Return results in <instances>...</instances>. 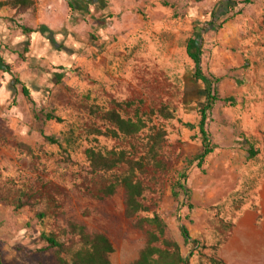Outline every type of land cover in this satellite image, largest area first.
Returning a JSON list of instances; mask_svg holds the SVG:
<instances>
[{
  "label": "rangeland",
  "instance_id": "374dc122",
  "mask_svg": "<svg viewBox=\"0 0 264 264\" xmlns=\"http://www.w3.org/2000/svg\"><path fill=\"white\" fill-rule=\"evenodd\" d=\"M34 3L25 12L0 8V52L30 90L27 97L13 88V76L0 70V264H57L43 235L64 240L71 221L109 236L113 264L138 258L147 228L127 216L122 188L103 193L124 166L92 175L85 153L143 154L147 129L134 137L92 133L106 130L101 111L114 101L176 110L173 119L152 115L167 132L166 166L140 174L148 210L139 218L161 215L190 264H264V0ZM199 70L221 77L219 95L236 101L214 106L208 129L218 147L201 167L199 127L187 126L198 124L207 98ZM135 109L122 114L134 118ZM183 172L189 193L176 198ZM182 224L198 242L185 241Z\"/></svg>",
  "mask_w": 264,
  "mask_h": 264
},
{
  "label": "trees",
  "instance_id": "16d2710c",
  "mask_svg": "<svg viewBox=\"0 0 264 264\" xmlns=\"http://www.w3.org/2000/svg\"><path fill=\"white\" fill-rule=\"evenodd\" d=\"M248 2L250 0H247ZM34 0H6L0 2V8L5 5H12L19 12H25L34 6ZM72 10H75L73 2H69ZM26 34L31 33L33 29L23 26ZM25 50H29L27 47ZM0 70L10 73L13 78V88L21 87L24 94L29 97L30 90L20 77L13 71L12 66L0 52ZM197 76L206 84L207 98L201 109L200 120L198 124L187 123V126L194 128L199 127L202 140V152L199 153L195 160H198V166L201 167L207 157L213 153L218 145L213 143L210 131L208 129L211 112L219 101L236 103L234 97H221L218 93L217 84L221 77L213 74L204 75L201 70ZM115 107L101 111L102 119L108 127L105 131L101 128H94L92 133L96 135H106L112 137H134L144 130H149L147 142L144 146V152L139 157L133 156L128 150H111L103 151L96 147H89L85 153L89 160L88 171L92 175L113 171L120 166H124L122 174L113 182L108 184L104 189V195H114L122 188L125 192V212L131 218H138L137 226L147 228V242L141 250L138 258L133 264H190L188 258L184 257L178 242L167 236V223L159 215L139 218L140 213L147 211L148 208L143 202L145 185L140 174L145 173L149 167L164 169L165 163L162 159V150L167 144L166 130L153 123L152 115L158 114L166 119L176 117V110L167 105L159 109H150L149 112L140 111L136 101H114ZM136 106V116L125 117L122 110ZM48 119L56 118L53 114H46ZM243 135V134H242ZM241 135L242 138H244ZM50 138V137H49ZM249 158H254L259 150L249 141ZM191 161L190 163H192ZM187 172L180 175V179L175 183L173 194L179 198L180 192L189 193L186 187ZM189 208L192 205L189 204ZM183 237L187 243L198 242L191 236L187 225H181ZM65 239L60 240L55 235H43L48 242L47 247L51 249L56 256L57 264H113L112 255L115 252V246L108 235L102 232H91L88 228L80 223L71 221L64 232ZM212 264H221L223 260L218 257H211Z\"/></svg>",
  "mask_w": 264,
  "mask_h": 264
},
{
  "label": "crops",
  "instance_id": "0c3cea01",
  "mask_svg": "<svg viewBox=\"0 0 264 264\" xmlns=\"http://www.w3.org/2000/svg\"><path fill=\"white\" fill-rule=\"evenodd\" d=\"M219 258L223 260V263H221V264H232L231 262L227 261L226 259H224L222 257H219ZM210 264H212V263H210Z\"/></svg>",
  "mask_w": 264,
  "mask_h": 264
}]
</instances>
